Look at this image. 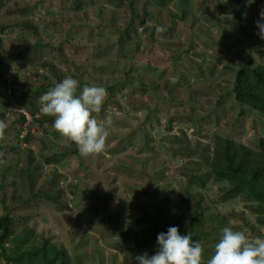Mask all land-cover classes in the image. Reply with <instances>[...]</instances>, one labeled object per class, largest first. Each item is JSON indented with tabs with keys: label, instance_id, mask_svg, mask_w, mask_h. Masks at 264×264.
<instances>
[{
	"label": "rangeland",
	"instance_id": "374dc122",
	"mask_svg": "<svg viewBox=\"0 0 264 264\" xmlns=\"http://www.w3.org/2000/svg\"><path fill=\"white\" fill-rule=\"evenodd\" d=\"M261 7L264 0H0L8 253L44 247L50 258L64 250L67 264H134L189 209L202 264L225 226L264 238V201L207 172L217 139L252 152L264 139V115L233 93L241 66L264 65L254 43ZM65 76L78 81L77 93L93 84L107 91L95 114L111 120L100 153L80 154L39 111V96Z\"/></svg>",
	"mask_w": 264,
	"mask_h": 264
},
{
	"label": "clouds",
	"instance_id": "9594fccd",
	"mask_svg": "<svg viewBox=\"0 0 264 264\" xmlns=\"http://www.w3.org/2000/svg\"><path fill=\"white\" fill-rule=\"evenodd\" d=\"M255 0H245L251 6ZM257 35L264 40V7L255 21ZM157 31H161L157 27ZM72 76H65L39 96V111L53 117L52 128L60 136L74 143L82 155H94L103 151L109 135L106 125L111 123L106 115L98 119L107 91L103 86L86 85L80 88ZM156 250L134 257V264H202L203 246L193 240L192 234L181 235L176 226L157 234ZM206 264H264V238H249L242 230L225 226L220 230L213 255Z\"/></svg>",
	"mask_w": 264,
	"mask_h": 264
},
{
	"label": "trees",
	"instance_id": "16d2710c",
	"mask_svg": "<svg viewBox=\"0 0 264 264\" xmlns=\"http://www.w3.org/2000/svg\"><path fill=\"white\" fill-rule=\"evenodd\" d=\"M254 43L259 47H264V40L259 37L254 38ZM241 67L235 75L233 87L235 100L240 107H247L264 115V65ZM259 147L258 152H252L245 145L233 143L226 138L221 141L217 139L212 158L207 165V172L218 178L228 179L235 190H244L250 196L264 201V139H260ZM69 197L65 195L66 203L72 200ZM199 207L198 209L204 213L203 208ZM202 213L197 211L200 217ZM194 214L196 211L189 209L186 218L179 219L171 226H176L181 235L186 232L191 233L192 239L199 241L201 234L198 237L193 224ZM12 225L13 219L9 214L0 217V258L8 264H21L26 259L39 256L47 262L58 261V264H67V254L62 249H57L53 258L49 257L48 250L44 247L9 254L6 244L13 232Z\"/></svg>",
	"mask_w": 264,
	"mask_h": 264
}]
</instances>
